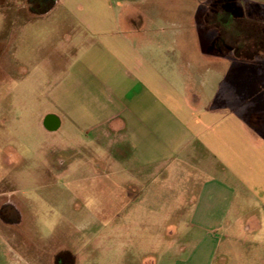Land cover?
Segmentation results:
<instances>
[{"label": "crops", "instance_id": "obj_1", "mask_svg": "<svg viewBox=\"0 0 264 264\" xmlns=\"http://www.w3.org/2000/svg\"><path fill=\"white\" fill-rule=\"evenodd\" d=\"M241 1L151 0L149 11L144 0H0V37L40 41L56 13L59 35L75 46L97 39L86 52L97 48L117 63L110 91L121 109L90 90L96 77L87 68L66 81L99 110L78 124L75 113L67 118L78 133L98 135L94 142L138 182L162 167L183 181V204L172 211L187 218L171 227L154 264H264V43L248 35L254 56L241 58L207 29L209 11L222 4L241 8L248 28L264 29V0ZM48 117L61 129L62 117ZM11 227L0 218V264H9Z\"/></svg>", "mask_w": 264, "mask_h": 264}, {"label": "rangeland", "instance_id": "obj_2", "mask_svg": "<svg viewBox=\"0 0 264 264\" xmlns=\"http://www.w3.org/2000/svg\"><path fill=\"white\" fill-rule=\"evenodd\" d=\"M143 4L151 10V0ZM214 8L209 35L219 36L225 49L239 47V57L252 58L245 25L216 23ZM54 14L40 41L0 37V178L6 179L0 190L14 196L21 209V222L11 227L16 236L3 241L9 264H66L57 261L59 256L73 260L70 264H154L169 247L171 227L183 228L187 218L172 211L183 204V181L162 167L140 183L119 160H111L104 145L94 142L98 135L77 132L67 114L75 113L78 124L79 116L98 112L99 106L86 102L84 89H72L66 80L91 68L96 79L89 81L90 90L120 110L119 92L110 91L119 84L120 70L99 49L86 52L88 42L97 39L77 40L80 45L75 46V40L59 35ZM25 41L27 48L19 54ZM238 77L247 80L242 70ZM49 114L62 117L61 129L46 127ZM93 121L98 120L90 117L88 123Z\"/></svg>", "mask_w": 264, "mask_h": 264}, {"label": "flooded vegetation", "instance_id": "obj_3", "mask_svg": "<svg viewBox=\"0 0 264 264\" xmlns=\"http://www.w3.org/2000/svg\"><path fill=\"white\" fill-rule=\"evenodd\" d=\"M239 11L240 10L235 6L229 4H222V5H217L215 7L211 16L213 20L216 21V23L227 24V22H231L232 24H237V25L241 24V26L245 25L247 29L246 30L247 35H250L252 38H256L258 40L257 42L259 43H264L263 30L261 28H256V27L248 28L244 22V18L241 17L242 13H240ZM257 32L262 34V36L259 35L258 37ZM221 34L224 33L221 32ZM237 48L239 49V47ZM55 123L56 122L53 117H48L45 120L46 127L51 131L56 130ZM5 180H6L5 177L0 178V187L2 182H4ZM0 218L3 222L8 223L12 226H15L21 222V209L19 207L18 202L15 200L14 196L10 195V193L1 190H0ZM57 258H58L57 261L61 263L63 262L66 264H70V262L74 263L73 260L62 258L61 256Z\"/></svg>", "mask_w": 264, "mask_h": 264}, {"label": "trees", "instance_id": "obj_4", "mask_svg": "<svg viewBox=\"0 0 264 264\" xmlns=\"http://www.w3.org/2000/svg\"><path fill=\"white\" fill-rule=\"evenodd\" d=\"M262 30H263V32H264V29L263 28H261ZM258 30V29H257ZM259 35H261L262 36V34H260L259 32H257V36L259 37ZM264 36V35H263Z\"/></svg>", "mask_w": 264, "mask_h": 264}]
</instances>
